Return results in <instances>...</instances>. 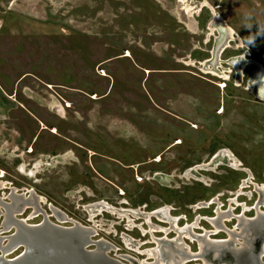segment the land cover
<instances>
[{
  "label": "rangeland",
  "instance_id": "rangeland-1",
  "mask_svg": "<svg viewBox=\"0 0 264 264\" xmlns=\"http://www.w3.org/2000/svg\"><path fill=\"white\" fill-rule=\"evenodd\" d=\"M212 9L236 38L215 62ZM261 65L264 0H0V201L34 192L38 216L17 219L82 224L124 263H153L154 238H179L169 220L230 240L238 217L264 213V101L249 88ZM102 203L117 212L92 219ZM218 210L233 216L214 235ZM5 214L0 237L15 231Z\"/></svg>",
  "mask_w": 264,
  "mask_h": 264
},
{
  "label": "water",
  "instance_id": "water-1",
  "mask_svg": "<svg viewBox=\"0 0 264 264\" xmlns=\"http://www.w3.org/2000/svg\"><path fill=\"white\" fill-rule=\"evenodd\" d=\"M221 38L225 37L222 35L217 41L215 59L221 52V47L218 45ZM261 72L260 66L250 80V86L254 87L259 98L261 92L256 77ZM0 204L9 213L10 225H13L15 230L10 236L0 237L6 243L5 247L0 245V264H139L133 258H131L133 260H127L128 263H124L111 257L108 251L103 248V245L107 244L103 241L93 240L95 233L91 229H85L78 225L63 227L52 223L47 218L41 224L29 225L23 220L13 217L9 212V205L1 201ZM156 215L165 216L162 212H157ZM169 221L174 222L173 220ZM250 222V227L244 231L246 238H242L247 244L244 251L235 254L230 243L229 247L231 248L221 250L217 259L214 260L216 251L206 250L207 248L203 258L209 263L213 261L214 264H264L261 260L264 255V215L255 219L254 222L251 220ZM198 237L193 236L194 239H199ZM176 243H181V241L177 239ZM93 247L94 249H91ZM21 248V254L12 259H7L2 253L9 249H13L14 253ZM188 259L200 258L190 256Z\"/></svg>",
  "mask_w": 264,
  "mask_h": 264
},
{
  "label": "bare ground",
  "instance_id": "bare-ground-1",
  "mask_svg": "<svg viewBox=\"0 0 264 264\" xmlns=\"http://www.w3.org/2000/svg\"><path fill=\"white\" fill-rule=\"evenodd\" d=\"M181 3H185V0H181ZM204 5H208L207 3H205ZM204 8V7H203ZM209 8V7H208ZM186 12L188 13V15L192 14V9L188 6H186L185 8ZM214 11L213 13V22H211L210 24V30H211V34L213 36V34L216 32H218V40L220 39V37L223 35L225 38L222 39L220 41V43L218 44L220 47H221V52L224 50V49H228L230 48L229 45L232 41V39L235 41L236 38H235V35H234V32L233 30L229 27V25L223 20V18L221 16H219L217 14V12H215L214 9H212ZM199 12V11H198ZM197 13V12H196ZM194 15V14H193ZM196 15V14H195ZM191 17V16H190ZM194 18V17H193ZM192 27V26H190ZM237 37V36H236ZM238 39V38H237ZM217 40V41H218ZM237 43H238V46L239 47H242V42L239 40H237ZM226 51V50H225ZM214 55V54H213ZM130 56V54L128 55ZM244 59V57H243ZM221 60V59H220ZM217 61L214 57V62ZM240 61V60H239ZM221 62V61H220ZM243 62V61H242ZM250 62V61H249ZM193 64V63H192ZM235 67L239 68L240 66V63L239 62H234L233 63ZM246 64V63H245ZM255 64V63H254ZM194 65V64H193ZM203 65V63H202ZM213 66V65H212ZM249 66V65H248ZM209 67V66H208ZM209 69V68H208ZM218 69V68H217ZM261 69H262V72L258 74V76L256 77V82L258 83L259 85V88H260V92H261V97L260 99H262L264 101V67L261 65ZM219 72V71H218ZM205 73V72H204ZM210 73V71H209ZM241 73V72H240ZM214 74V73H213ZM221 75V74H220ZM216 76V75H215ZM240 77V76H239ZM227 78V76H226ZM238 79V78H237ZM226 80V79H225ZM250 86V85H249ZM251 90L254 89V87L251 85L249 87ZM221 153V152H220ZM226 153V152H224ZM223 156V155H222ZM227 157H228V154H227ZM229 158V157H228ZM5 184L3 182L0 181V188H4ZM260 190V189H259ZM260 193H264L262 190L259 191ZM17 193V190H14L13 193L11 194L10 196V201H11V205L9 206V212H11L10 214L13 216V217H18L20 215H23L27 208L31 207L32 209H34L35 211L33 212V214H31V216H29L28 219H33L34 217L38 216V212L41 211L40 207L42 208L41 205H43L44 203H46V199L41 197V196H37L34 192H31L30 193V196L29 197H25V195H21V196H18L16 195ZM216 200V199H215ZM208 203V202H207ZM206 204V203H205ZM264 204V203H263ZM259 206V205H258ZM111 207V206H110ZM94 208L96 209L95 213L96 214H92L91 215V218L93 219L94 217H97L98 215L101 214V212L103 211H106V210H112L113 212V215L114 213H116L117 211L114 210V209H110L109 206L105 203H102V204H96L94 206ZM105 209V210H104ZM53 213L54 215L58 218V221L61 222V223H64V222H67L69 221L65 215H63L62 213H59L57 210L53 209ZM259 210V209H258ZM137 211V210H135ZM155 212V211H154ZM158 212H162V213H166L167 216H168V213H169V208H165V210H161V211H158ZM105 213V212H104ZM129 213V212H128ZM156 213V212H155ZM40 214V213H39ZM112 214V213H111ZM125 214V213H124ZM138 214V213H136ZM150 214V213H149ZM47 215V214H46ZM264 213L261 214L260 211H258L257 213V216L255 219H258L260 216H263ZM121 218L123 217V215H121ZM155 216V215H154ZM217 220H213L210 222L212 223V225L214 226L215 228V233H218L219 232V229H225V221L230 219L233 215L231 214V212L229 213H221L220 210L217 211ZM5 217H6V226H9V227H12L13 225H10V222H9V213H7L6 211V214H5ZM150 217V215L148 216ZM162 217V216H161ZM120 218V217H119ZM165 218V217H163ZM166 219V218H165ZM238 219V225L239 227L241 228V232L239 234L235 233L234 231L233 232H230L232 234H230V240L228 239V241H213L212 239H210V235L212 233L208 232L207 230L205 231V234L202 235V236H199L198 238L199 239H196L198 242H199V246H200V252L197 253V254H194L193 252L190 251V249L188 247H186V245L184 244V242L181 241L182 237L184 236L185 238H189V239H194V237L197 238V234L194 232V227H196L198 225V222H196L193 226H187L186 228L184 229H180L178 226H177V219L174 220L173 222V229L175 231H177V233L179 234V238L178 240L181 241V243H176V240H171V241H164V240H158V239H155L154 237V241L155 243L157 244V248L155 247L154 249H150V250H147L146 252H144V254L147 255V257L149 259H153L154 262L153 263H149L148 260H144V261H138L139 264H186L187 262L191 261L190 259H188L190 256L191 257H198V258H201L204 262V264H212V263H209L208 261H206L204 258H203V255H204V252L206 250H215L216 253H215V257H214V260L217 259L220 255V252L221 250H226V249H229L231 247H229V244L231 243L232 244V251L236 254V253H239V251H244L245 247L247 246V244L245 243V241L242 239L243 237L246 238V235L244 233L245 230H247L249 227H250V220L249 218H244V216H240L237 218ZM251 220L254 222V220ZM164 220V219H163ZM168 220V219H167ZM25 223L28 224L27 220H23ZM132 221V220H131ZM130 221V222H131ZM74 223V222H73ZM133 222H131L132 224ZM75 225H78L80 227H83L85 229H89L85 226H83L82 224H78V223H74ZM134 224V223H133ZM224 224V225H223ZM136 225V224H135ZM241 225V226H240ZM61 226V225H60ZM3 227V226H2ZM132 228V227H131ZM141 228V227H140ZM153 228V227H152ZM5 228L3 227V231L4 232H7L4 230ZM12 229V228H11ZM227 229V228H226ZM9 231V229H7ZM93 232L96 234V232L94 231V229H92ZM91 230V231H92ZM154 230H160L162 231L159 227L154 229ZM144 232L143 235H145L147 232H145L144 230H142ZM166 234H168L169 232L167 230H163ZM228 231V230H227ZM231 231V230H230ZM1 234V233H0ZM197 236H196V235ZM241 237V238H240ZM163 238V237H162ZM161 238V239H162ZM242 239V241L239 243V240ZM11 241V240H10ZM9 241V242H10ZM102 241V240H101ZM127 242V241H126ZM104 243V242H103ZM128 243V242H127ZM106 244V243H105ZM0 245H4L2 242H0ZM139 245V244H138ZM237 246L240 247V249H237ZM103 248H105L108 253L110 254V252H112V249L113 247L110 246V245H103ZM207 248V249H206ZM133 249V248H132ZM206 249V250H205ZM13 249H9L8 251H6L5 253L2 251V253L4 254V257L7 258V256L11 255L13 253ZM126 258V257H125ZM8 259V258H7ZM200 259V260H201ZM128 260H133L131 258H128ZM136 260V259H134ZM137 261V260H136ZM198 261V260H197ZM194 262V261H193ZM214 264V263H213Z\"/></svg>",
  "mask_w": 264,
  "mask_h": 264
}]
</instances>
